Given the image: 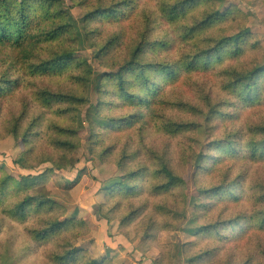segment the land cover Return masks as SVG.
I'll use <instances>...</instances> for the list:
<instances>
[{
    "label": "trees",
    "instance_id": "obj_1",
    "mask_svg": "<svg viewBox=\"0 0 264 264\" xmlns=\"http://www.w3.org/2000/svg\"><path fill=\"white\" fill-rule=\"evenodd\" d=\"M219 1L146 0L142 3L146 7L140 9L143 0H72L71 5L65 0H0V107L22 89L30 88L39 108L25 126L22 122L28 107L11 121V131L22 135L27 148L21 156L22 166L25 156L35 150L34 137L42 136L38 129L44 120L43 110L56 117L49 127L51 133L43 139L53 149L43 155V162L51 163L43 173L19 177L0 166V204L9 193L18 196L4 207L6 213L21 223L32 212L48 213L38 226L27 227L32 239L42 243L84 227L76 218L54 217L50 211L58 203L33 196L30 190L49 173L72 167L69 156L82 146L74 122L87 105L96 108L97 118L92 120L87 115L86 119L91 151L101 161L111 152H95L104 134L120 136L138 131L143 135L154 126L176 137L199 127L198 121L178 118L172 115L174 112L204 116L211 136L219 134L221 122L226 124L224 136H214L207 152L194 153L199 170L208 176L219 171L224 177L209 186H197L195 219L201 208L230 210L249 200L253 207L247 209L246 203L234 215L200 223L199 231L220 235L226 227H232L231 235H221L228 249L244 248L253 236L264 234V182L256 181L251 186L244 177L251 166L264 165V119L251 121L246 128L239 126L242 110L264 109V65L255 58L260 45L247 27L244 11L235 4L221 8ZM75 7L84 11L80 20L73 16ZM140 13L141 23L136 17ZM106 23L116 27L104 35ZM79 25L83 35L77 33ZM85 43L95 49V57L109 71L97 77L88 59L79 54ZM65 75L70 86L51 82V78ZM197 78L211 82L218 79L224 96L216 99L207 90V83L200 84ZM91 85H95L96 104L90 98ZM172 87L191 96L171 98ZM118 109L127 112H113ZM55 153L59 155L55 157ZM116 157L123 175L105 190L107 196L118 197V204L129 202L130 211L122 215V223L134 220L139 213L130 200L141 192L139 180L144 176L148 177L152 197L160 199L153 205L154 223L158 212L173 214L176 206L188 204L184 192L187 180L172 161L168 146L141 144L140 149L128 151L127 145ZM129 159L136 166L124 171L123 164ZM169 202L175 206L169 207ZM102 209L100 205V216H109ZM243 220L247 221L245 225ZM65 244L60 242L57 250L49 253L53 264L109 261L107 257H87L84 248L71 249Z\"/></svg>",
    "mask_w": 264,
    "mask_h": 264
},
{
    "label": "rangeland",
    "instance_id": "obj_2",
    "mask_svg": "<svg viewBox=\"0 0 264 264\" xmlns=\"http://www.w3.org/2000/svg\"><path fill=\"white\" fill-rule=\"evenodd\" d=\"M67 4L72 0H65ZM146 0L141 2V8ZM221 8L230 5L239 6L246 14L247 27L253 32L254 39L259 41L260 50L255 56L258 63L264 65V0H220ZM150 7V6H149ZM75 19L80 20L84 11L82 8L72 9ZM140 13L136 16L141 23ZM140 17V18H139ZM116 26L106 23L103 31L107 35ZM160 28V27H159ZM77 33L83 35L82 25L78 26ZM231 33V32H230ZM162 34V33H161ZM79 54L88 59L93 66L97 77L105 69L95 57V49L90 44L85 43ZM1 64V60H0ZM1 69V68H0ZM200 84H206V88L216 99L224 96L221 93L219 80L216 82L207 79L197 78ZM40 82V81H39ZM53 84L70 86L68 77L51 78ZM95 86V85H93ZM92 85L89 87L91 101L96 104V90ZM171 98L178 96L190 97L191 93L184 92L180 88H170ZM195 98V96H192ZM222 98V97H221ZM28 107V108H27ZM27 108L22 125L31 120L34 113L39 111L35 105L33 93L30 88L22 89L16 96L9 99L0 107V166L9 174L14 176L38 175L43 173L50 162H43V155L53 151L46 145L45 140L51 133L50 125L56 120L50 112L43 110L44 120L39 123V132L42 136L34 137L35 150L25 156V166L21 164V156L27 150L25 141L20 133L12 132L11 121L22 115ZM228 110H233L228 108ZM96 108L87 105L80 110L74 126L79 129L82 146L70 154L71 168L57 169L49 173L38 187L30 190L33 196H43L54 199L58 206L50 211L55 217L61 219L76 218L83 222V229L74 232L73 230L63 233L49 241L38 243L32 239L27 227H35L40 223V219L48 213L32 212L29 218L21 223L18 219L4 211V207L18 196L9 193L0 204V264H53L49 258V253L57 250L59 243L68 245L67 248H84L87 257L109 259L107 264H264V234H256L243 247L238 249H228L224 247L225 238L221 236L231 235L232 227H226L220 235L203 234L199 231L200 223H210L218 219H224L229 215L239 212L246 204L247 209H252L253 203L244 201L239 205H234L230 210H217L210 208L199 210L195 219L194 204L197 201V186H209L213 182L221 181L224 177L218 171L212 176L202 172L195 165L196 156L194 153L207 152L214 136L220 138L225 134V126L221 122L219 134L210 135L207 131L204 116L196 117L192 114H182L174 112L172 115L183 119H193L200 123L194 131H189L182 135L173 137L158 131L156 127L147 128L144 134L136 131L125 133L120 136L115 134H104L99 144L95 145V152L101 154L109 149L105 161L96 158L91 151L89 142L90 130L87 115L95 120ZM120 115L127 111L118 109L113 111ZM243 119V120H242ZM264 119V109L246 108L241 111L242 120L239 126L243 128L251 121L260 122ZM61 122L73 123L71 120ZM238 121V122H239ZM141 144L156 147L168 146L172 161L180 171H183L187 180L184 190L188 204L176 206L174 213L166 214L162 211L154 215V223L151 215L154 212V203L160 201L159 198L152 197L147 185L148 177H142L139 182L142 190L138 196L131 198L134 202L132 208L139 211L137 217L127 223H122V215L129 213L128 201L117 203L118 197L106 195L105 188L117 180H121L122 170L117 167V154L128 145V151L140 149ZM55 153V157L58 156ZM29 165L33 167L28 168ZM136 166V162L129 159L123 164V169L129 170ZM225 171V170H224ZM237 173V170H236ZM234 173V174H236ZM247 185L253 186L256 181L264 182V165L251 166L248 172H244ZM70 183V184H69ZM20 198V196H19ZM103 205V212L109 216H100L99 206ZM175 206L169 202V207ZM141 208V210H139ZM232 212V213H231ZM102 214V213H101ZM247 221L243 220L245 225ZM201 232V233H200ZM63 240V241H62ZM58 242V243H57ZM200 259L194 262L191 259Z\"/></svg>",
    "mask_w": 264,
    "mask_h": 264
}]
</instances>
